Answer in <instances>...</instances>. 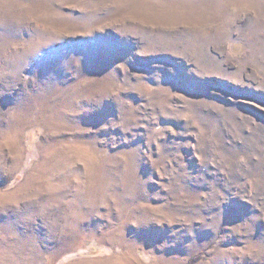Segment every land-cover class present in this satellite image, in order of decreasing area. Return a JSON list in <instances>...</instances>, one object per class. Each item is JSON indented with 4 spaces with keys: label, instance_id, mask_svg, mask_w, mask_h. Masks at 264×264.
<instances>
[{
    "label": "rangeland",
    "instance_id": "rangeland-1",
    "mask_svg": "<svg viewBox=\"0 0 264 264\" xmlns=\"http://www.w3.org/2000/svg\"><path fill=\"white\" fill-rule=\"evenodd\" d=\"M0 264H264V0H0Z\"/></svg>",
    "mask_w": 264,
    "mask_h": 264
}]
</instances>
